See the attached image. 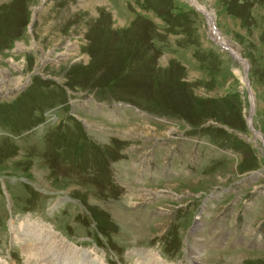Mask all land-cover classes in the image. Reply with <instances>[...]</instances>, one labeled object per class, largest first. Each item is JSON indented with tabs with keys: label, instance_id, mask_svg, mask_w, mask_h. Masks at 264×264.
<instances>
[{
	"label": "rangeland",
	"instance_id": "374dc122",
	"mask_svg": "<svg viewBox=\"0 0 264 264\" xmlns=\"http://www.w3.org/2000/svg\"><path fill=\"white\" fill-rule=\"evenodd\" d=\"M0 264H264V0H0Z\"/></svg>",
	"mask_w": 264,
	"mask_h": 264
},
{
	"label": "bare ground",
	"instance_id": "6f19581e",
	"mask_svg": "<svg viewBox=\"0 0 264 264\" xmlns=\"http://www.w3.org/2000/svg\"><path fill=\"white\" fill-rule=\"evenodd\" d=\"M208 11V10H207ZM212 16V14H211ZM225 48V47H224ZM237 58V57H236ZM33 231V230H32ZM35 231V230H34ZM44 231V230H43ZM46 231V230H45ZM18 234V233H17ZM19 235V234H18ZM20 238V237H19ZM22 244V243H21ZM24 248L25 254H27L28 257H35L38 258V260L45 259V257L35 248L33 249L30 245H24L22 246Z\"/></svg>",
	"mask_w": 264,
	"mask_h": 264
}]
</instances>
